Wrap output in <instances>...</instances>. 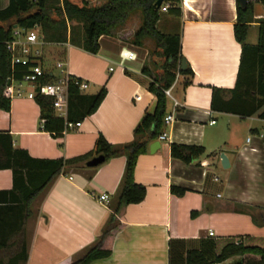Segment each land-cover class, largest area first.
Masks as SVG:
<instances>
[{
  "label": "crops",
  "instance_id": "0c3cea01",
  "mask_svg": "<svg viewBox=\"0 0 264 264\" xmlns=\"http://www.w3.org/2000/svg\"><path fill=\"white\" fill-rule=\"evenodd\" d=\"M106 1L88 2L99 6ZM8 3L0 0V9ZM178 7L179 16H159L157 28L180 36V54L190 73H177L169 87L178 106L173 120L163 124L166 140L150 141L136 159L133 180L145 187L143 200L123 208L117 228L104 242L110 256L90 264H171L173 246L179 264L187 249L212 258L227 243L264 247V120L258 117L260 110L241 117L211 108L212 88L232 89L236 81L241 55L233 35L236 0H180ZM252 18L245 39L251 45L257 41L258 22L264 20L259 0L252 4ZM132 19L131 14L125 24L102 35L96 54L81 48L69 51L65 42L60 44L64 56L48 64L42 52L37 61L45 68L53 72L54 62L64 61L69 75L97 91L104 86L106 95L78 128L64 131V124L62 133L53 136L42 129L35 98L27 97L30 86L22 85L9 110L0 109V132L11 136L14 149L35 159H69L89 152L98 135L115 148L135 139L133 130L153 110L155 97L148 90L150 77L141 71L144 65L152 71L153 42L132 43L140 18L137 25ZM128 53L133 56L128 58ZM171 110L167 98L166 112ZM156 140L159 146L150 151ZM172 143L202 146L204 153L186 163L170 156ZM220 154L227 159L225 168ZM125 160L120 154L96 167H66L53 177L30 203L25 264H69L96 243L113 214ZM12 177L10 169L0 170V191L11 189ZM171 186L184 192L175 195ZM102 193L109 196L107 204L97 200ZM237 258L240 262L210 264H264V258L251 253Z\"/></svg>",
  "mask_w": 264,
  "mask_h": 264
},
{
  "label": "trees",
  "instance_id": "16d2710c",
  "mask_svg": "<svg viewBox=\"0 0 264 264\" xmlns=\"http://www.w3.org/2000/svg\"><path fill=\"white\" fill-rule=\"evenodd\" d=\"M88 1L81 0L78 4L73 0H9L7 7L0 9V109L8 111L10 107V99L3 95L7 83L21 81L33 65L31 62L24 65L11 63L7 41L12 37L13 25L25 29L38 26L42 39L54 49L52 53L49 52V57L60 59L64 56L60 44L65 42L96 54L99 38L125 24L136 10L140 11V26L133 34L132 43L140 45L144 39L153 42V49L149 52L152 71L146 65L142 66L141 71L150 77L148 90L155 97V105L134 128L135 139L131 143L115 148L102 135H98L89 152L69 159L32 158L25 150L14 149L11 136L0 132V170L10 169L13 174L11 189L0 191L3 195L0 197V264L26 263L25 223L30 215V203L54 176L64 172L66 167L83 165L96 156H103L104 161H107L113 156L124 154L123 179L113 214L96 243L69 264H90L110 256L111 250L104 242L118 226L116 217L126 205L139 203L145 196V187L134 182L133 171L137 157L164 129L163 117L167 106L164 90L172 85L177 73H190L188 66L184 70L180 69V36L164 34L157 28L161 7L168 4L166 12L179 16L180 0H164L159 7L155 5L156 0H107L99 6L90 5ZM259 1L264 5V0ZM252 21V2L248 0L244 10L236 2L233 35L241 46L236 81L232 89L212 88L211 108L241 117L260 110L258 117L264 120V20L258 22L257 41L253 45L245 42ZM49 79L50 75L45 74L42 81ZM73 80L81 81L73 77L68 83L67 122L82 121L94 113L106 95L104 86L94 94L81 93ZM34 98L39 107L42 129L53 136L60 135L65 120L54 115L52 98L41 94ZM203 153L202 146L170 144V156L186 163ZM170 189L175 195L184 192L177 186H171ZM246 253L264 258V247L245 246L241 242L227 243L212 260H208L199 249H187L184 262L180 264L221 263L231 256ZM178 255L177 252L171 254V264H179Z\"/></svg>",
  "mask_w": 264,
  "mask_h": 264
},
{
  "label": "built area",
  "instance_id": "2783aa9c",
  "mask_svg": "<svg viewBox=\"0 0 264 264\" xmlns=\"http://www.w3.org/2000/svg\"><path fill=\"white\" fill-rule=\"evenodd\" d=\"M168 4H165L161 7V11H167ZM45 45V42L42 40L38 27L34 26L30 29L14 27L12 31V38L7 41L8 50L11 54V63L12 64H27L28 62L33 63L29 68L28 73L25 74L21 81H9L3 90V95L6 98L20 97L22 94L21 87L23 84L30 86V91L27 93L28 98H34L35 95L41 94L50 96L52 98V108L54 112L63 117L65 120V129L74 130L80 126V121L76 122H67V88L70 80L73 79V76L69 75L65 70L64 61L54 62V67L58 69V75H54L49 68H45L40 62L37 61L42 54V47ZM128 58H131L132 53L126 55ZM45 74L50 75L48 81H42V78ZM78 89L83 91L87 89L88 84L84 81H75ZM12 83L16 84L18 88H14ZM165 96L172 101V110L166 112L163 117V124L168 125L173 120L172 111L178 106V102L172 97L171 88L164 90ZM138 98V97H137ZM212 123L214 121H211ZM158 141L166 140V134L162 132L157 137ZM97 200L100 203L107 204L109 202V196L105 193L100 194L97 197ZM212 233L209 232V235Z\"/></svg>",
  "mask_w": 264,
  "mask_h": 264
},
{
  "label": "rangeland",
  "instance_id": "374dc122",
  "mask_svg": "<svg viewBox=\"0 0 264 264\" xmlns=\"http://www.w3.org/2000/svg\"><path fill=\"white\" fill-rule=\"evenodd\" d=\"M252 1V4L253 5H256L257 3H258V0H251ZM79 4V3H78ZM95 3H91L90 2V5H94ZM96 5V4H95ZM140 11L139 10H136L135 12H133L132 13V17H133V19H132V23L133 24H135V25H137L138 23H139V21H138V19L140 18ZM159 16L160 17H162V18H166V17H169V16H171V14L170 13H168V12H163V11H161V10H159ZM160 27V29H162L163 30V28H162V26H159ZM45 47V48H44ZM44 48V49H43ZM77 49H80V48H78V47H76V46H73V45H69V48H68V50L69 51H76ZM53 48H51V46L50 45H44L43 47H42V52H43V56L46 58V61H48V64H52L51 62L54 60V59H52V58H50L49 57V52H53ZM53 69V72H54V74L57 76L58 75V69L57 68H55V67H53L52 68ZM26 84H23V86H25ZM97 89L98 88H96L95 86H93V85H90L86 90H85V92L86 93H90V94H93V93H96V91H97ZM172 94V93H171ZM176 247L175 246H173V250H172V253H173V255H174V253L176 252ZM205 256H206V258L207 259H212L213 258V256H212V258H211V256L210 255H208V254H205ZM173 260H176L175 258L173 259ZM240 258H237V255H235V256H231V257H229V258H227L225 261H223V262H240Z\"/></svg>",
  "mask_w": 264,
  "mask_h": 264
},
{
  "label": "water",
  "instance_id": "95a60500",
  "mask_svg": "<svg viewBox=\"0 0 264 264\" xmlns=\"http://www.w3.org/2000/svg\"><path fill=\"white\" fill-rule=\"evenodd\" d=\"M164 0H156L155 2V5L156 7H159L162 3H163ZM247 1L248 0H236L237 4H238V7L241 9V10H244L246 8V4H247ZM186 67V63H185V60H181V63H180V69L181 70H184ZM7 85H9V82L7 83ZM159 146V142L156 140L154 142H152L149 146L150 148V151H152L153 149H155V147ZM220 159H221V165L222 167H227L228 166V162H227V159L225 158V156L223 154H220ZM104 161V157L103 156H96V157H93L91 158L90 160H88L85 165L87 167H96L98 166L99 164H101L102 162Z\"/></svg>",
  "mask_w": 264,
  "mask_h": 264
}]
</instances>
